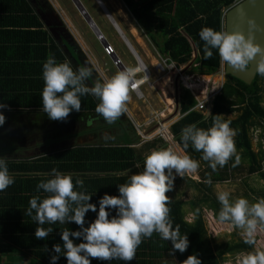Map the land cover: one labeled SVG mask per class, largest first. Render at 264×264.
Instances as JSON below:
<instances>
[{
  "label": "trees",
  "instance_id": "obj_1",
  "mask_svg": "<svg viewBox=\"0 0 264 264\" xmlns=\"http://www.w3.org/2000/svg\"><path fill=\"white\" fill-rule=\"evenodd\" d=\"M105 4V0H102ZM238 0H121L126 13L134 21L140 35L148 45L155 48L157 53L167 58L168 62H173L177 67L189 64L190 69L198 74H213L218 71L221 60L215 49L210 58L205 59L203 54L204 42L199 37L202 27H212L221 30L223 11L236 3ZM108 11L119 25L122 32L130 41L141 59L144 56L134 37L129 32V27L118 18L117 13L108 5ZM41 13L31 5L29 0H0V102H3L5 109H19L23 111H33V115H47L42 110L40 93L43 88L42 64L48 56H54L57 61L68 62L74 69L85 66L87 58L82 53L74 39L73 45L77 53L63 50L68 44L63 38L56 39L53 33L45 26L41 19ZM202 17V18H198ZM193 54L195 57L193 58ZM78 56H80L78 58ZM90 66V65H89ZM257 72L250 84L225 74L227 80L221 88V92L212 101L211 111L206 118L202 111L192 109L195 103L194 97L185 89L184 96L180 100L181 117L170 125V132L179 146L191 155V158L201 162L206 166L210 176L203 178L221 180L225 175L219 170H213L207 161L202 159V153L194 150L191 145L184 149L180 140L181 129L189 124L196 123L198 127L208 128L211 126L217 114L224 113L222 101H228V110L240 108L241 112L235 118L221 116L225 121L230 122V126L236 130L234 137L236 149L249 156L250 164L248 171L255 173L260 170V162L256 159V154L251 148L248 136L249 122L253 117L264 119V107L261 105L258 95L259 85ZM99 78L93 71V76L88 83L91 85ZM98 100L91 95L81 97L80 112H95ZM43 112L42 114L39 112ZM90 121V120H89ZM117 126L123 134H128L136 130L131 123L129 127H123V121L117 119ZM48 141H52L49 139ZM140 143V137L128 138L124 143L117 144H76L48 152H44L33 157L32 162L22 161L19 165H11L15 169L23 172H33V178L28 176H16L9 195L0 200V205L27 207L29 200L33 196H43V190H37L40 180L46 179V173H50L52 168L63 173H72L73 179L79 177L84 180V190L94 193L91 202L95 203L104 193L110 195L118 194V184L126 182L128 177L143 169L144 153L143 147L136 145ZM230 160L224 167L230 173ZM137 164L140 167H137ZM264 179V174L262 173ZM79 190V189H77ZM31 194V195H27ZM168 207L169 216L173 222V227L179 225L182 235L187 234L189 245L185 252L178 250L170 253L171 242L163 240L157 233L149 238L142 239L138 246L135 258L127 264H183V261L190 254H196L201 259L202 264H222L223 255L232 251H241L252 248V245L239 241L234 243L225 242L223 245L211 246L207 236L206 228L201 213V205L208 202V207L213 212V216L218 220V212L221 204L217 200L206 201L198 199L190 201V212L192 221L185 219L184 201L174 199L170 192ZM23 208V209H27ZM19 215L9 216L8 213L0 211V235L10 244L18 247L22 252L28 253L32 257L40 260L41 264H49L52 245L61 243V229L69 227L76 230L79 226L74 222L69 224H44L42 227L53 228V232L45 239H37L34 236L35 228L38 226L28 223L31 217L26 211ZM113 210L110 215H114ZM95 212L86 213L85 221L93 220ZM24 220L18 224L10 220ZM219 221V220H218ZM74 242L78 243L79 240ZM172 254L175 263L165 259V255ZM56 264H66V258L60 256ZM91 264H125L123 261L112 260L102 261L91 259Z\"/></svg>",
  "mask_w": 264,
  "mask_h": 264
},
{
  "label": "clouds",
  "instance_id": "obj_2",
  "mask_svg": "<svg viewBox=\"0 0 264 264\" xmlns=\"http://www.w3.org/2000/svg\"><path fill=\"white\" fill-rule=\"evenodd\" d=\"M248 24L247 35L241 31L202 27L199 37L204 42V58H210L215 49L221 62L237 70H246L250 62L256 60V71L264 76V47L255 42V21L249 19ZM90 64L91 61L74 69L68 62L57 61L54 56H48L43 62L44 83L40 97L42 110L50 120L64 121L71 112H80L84 95L98 100L95 112L109 124L127 111L130 87H135L132 82L138 69L128 67L110 77L97 78L89 85L94 71ZM5 107L0 102V109ZM4 122L5 115L0 111V126ZM235 136L236 130L230 122L217 114L208 128L198 127L196 123L183 127L180 140L184 149L191 145L216 170L233 156V166L240 163ZM198 167L199 162L190 155L172 148L152 150L144 157L142 171L132 173L126 182L117 185V195L104 193L95 203L91 202L94 193L84 190L83 179L76 177L74 180L72 173L52 168L45 174L47 178L36 186L45 195L31 197L25 211L38 225L34 232L37 239H45L53 232L51 227H42L44 224L74 222L79 226L76 230L69 227L61 229L62 244L52 245L49 264H56L61 255L66 258V264H91L92 258L108 262L119 260L127 264L135 258L142 239L151 237L153 233L171 242L170 253L177 250L183 253L189 240L187 234L180 233L179 225L173 227L166 193L173 188L176 175L184 177ZM13 183L14 176L9 172L7 162L0 157V192ZM205 183L211 184L212 181L209 178ZM216 198L221 204L219 222H227L239 229L245 243L255 246L259 232L264 230V198L255 202L245 197L231 199L227 190H218ZM113 210L115 214L110 215ZM89 211L95 212L96 216L86 224L85 217ZM183 264L202 262L198 255L190 254ZM236 264H264V248L255 247L253 251L240 253Z\"/></svg>",
  "mask_w": 264,
  "mask_h": 264
},
{
  "label": "rangeland",
  "instance_id": "obj_3",
  "mask_svg": "<svg viewBox=\"0 0 264 264\" xmlns=\"http://www.w3.org/2000/svg\"><path fill=\"white\" fill-rule=\"evenodd\" d=\"M31 1L35 9L41 13V19L45 22V26L49 28L56 39L63 38L68 45L72 44L73 47L72 39L77 42L88 62L91 61L90 66L94 68V72L99 78H107L121 71L120 67L113 61L112 53L110 55L106 53L105 48L108 49L109 46L126 68H136L139 66L134 55L127 48L96 0H80V2L102 32L108 44L107 47L98 40L72 0ZM105 2L106 4L104 2L103 4L110 6L117 13L118 18L129 27L131 35V29H136L139 37L134 36V40L138 44L141 54L144 56V59L141 60L149 72L148 80L137 90H133L130 87V99L127 103V111L118 119L123 121V127H129L128 123H133L135 130H138L140 143H144V155L160 148H172L176 152L184 154V150L179 149V144L173 138L170 141H165L160 136V134H166L167 130L170 131L172 122L177 121L181 117L179 102L184 96L185 89L181 83L177 82V72L170 67L169 63L160 62V55L155 48L148 45L137 28L134 27V21L126 13L121 0H105ZM226 10L223 11V14ZM67 55L68 57L70 56L68 52ZM94 57L97 61L94 60ZM157 63L160 66H156ZM187 65L189 64L181 65L180 69L184 68V71H193ZM219 70L213 74H205L202 77L203 80L201 79V81L205 84L201 87L199 85V89L197 88L195 91L199 98H202V95L210 98L219 94L223 84L227 80L225 74L219 73ZM139 71L141 72H137L135 78L144 76V71L141 69ZM213 77L217 78L215 86L213 84ZM207 83H209L208 87ZM258 85V95L260 96L261 105L264 107V76L259 75ZM195 104L196 100L192 106L193 108ZM221 104L228 110V101H222ZM176 106H178L177 111H175ZM211 107V104L208 103L203 110L204 114L209 110L211 111ZM240 108H234L232 111L224 110L221 116L235 118L241 112ZM174 113L176 114L173 117ZM31 114H23L21 122L18 123V125L20 124V128L14 131L11 127L12 124L6 120V133L11 137L14 136L13 134H16V139L18 136L21 138L20 143L16 142V146L21 145L22 148L21 150H16V154L19 153L22 157L70 147L80 143L110 144L118 142L108 139L120 131L116 125L117 122L109 124L96 112L83 114L70 113L64 121L50 120L47 115ZM89 120L91 122L90 125L86 123ZM248 136L251 148L256 154V159L260 162L261 167L259 171L250 173L248 171L250 164L249 156L237 150V154L240 156V163L234 167L235 156H233L229 163L230 173L227 171L224 173V167H217V170L225 175L221 180H211V184L205 183L203 178H208L206 176H210V174L206 166L201 162H199L197 170L186 173L184 177L176 175L173 188L169 192L174 199L184 201L185 219L187 221H192L193 218L189 202H195L198 199H206V201L217 200L216 192L218 190L229 191L231 199L245 197L250 202H255L259 198H264V179L261 175L262 173L264 174V119L253 117L250 120ZM49 139L52 141H48ZM185 153L190 155L187 152ZM201 213L211 246L223 245L225 242L244 241L240 230L227 222H224V224H227L229 229L217 230L216 224L213 221L216 223L221 222L214 218L213 212L208 207V202L201 205ZM255 247L264 248V230L259 232L255 246L252 245V248L246 250L225 253L223 258H220L221 262L222 264H236L237 256L240 253L253 251Z\"/></svg>",
  "mask_w": 264,
  "mask_h": 264
},
{
  "label": "crops",
  "instance_id": "obj_4",
  "mask_svg": "<svg viewBox=\"0 0 264 264\" xmlns=\"http://www.w3.org/2000/svg\"><path fill=\"white\" fill-rule=\"evenodd\" d=\"M32 7H33V3L31 0H29ZM39 4V3H38ZM41 15V14H40ZM42 16V15H41ZM223 28V18H222V23H221V30ZM133 29L136 31L135 28H132L131 29V33L133 35V37H139L138 36V33L137 31L134 33L133 32ZM67 48V51L68 52H73V53H77V49L76 48H73L72 46H66ZM64 50V49H63ZM65 51V50H64ZM66 53V51H65ZM78 54V53H77ZM68 57V55H67ZM80 56H78L79 58ZM69 59V57H68ZM94 60H96V58L94 57ZM198 75H200L201 77H198ZM198 78H201L203 77V75L201 74H197L196 75ZM205 76V75H204ZM203 80V79H202ZM200 82V87L203 86V84H205L204 82H202L201 80H199ZM208 86H209V83H207ZM195 86L197 87V85L195 84ZM217 87V86H216ZM221 92V91H220ZM219 92V93H220ZM197 98L198 95H196V92H195V100L197 102ZM200 99V98H199ZM196 105V104H195ZM211 106H212V103H211ZM180 107V105H179ZM178 109V106H176V110L177 111ZM196 110V109H195ZM0 111H2L5 115V122L2 126H0V157L4 158L8 164V169H9V172L14 176V179L16 178V176H28L29 178H33V172H23L19 169H15L13 168L11 165H19L20 162L22 161H25V162H32L33 163V157H35L36 155L38 154H32V155H29V156H20V154H16V150H21V145H18L16 146V142L20 143V136L15 137L16 134H13L14 136L11 137L10 135H8L6 133V120H8L9 123L12 124V129L13 131L17 128H20V124L18 125V123L21 122V116L23 114H28V113H32L31 115H33V111H23V110H17V109H0ZM41 114L43 112L39 111ZM86 113H90V112H86ZM173 113V112H172ZM209 113H210V110L207 111V113H205V115H208L209 116ZM80 114H83V113H80ZM176 113H174L172 116L174 117ZM168 115V114H167ZM45 116V115H43ZM170 116V114H169ZM18 118V119H16ZM167 122V121H166ZM172 122V120H171ZM174 122V121H173ZM172 122V123H173ZM88 125H90V121H87L86 122ZM131 124L133 125V123L131 122ZM16 125V126H15ZM166 125V124H165ZM168 125H170V123H168ZM134 129H135V126L133 125ZM138 130H136L137 132ZM136 132L134 134L133 131H130L129 134H128V131L127 133L123 134L122 131H119L117 132L115 135L113 136H110L111 138H108L109 140H112V141H118L117 143H124V140L128 139V138H135V135H136ZM166 135L168 136V140L170 141L171 138H173V135L172 133L167 130V132H165ZM137 135L139 136L138 132H137ZM115 136V137H114ZM167 140V141H168ZM172 140V139H171ZM117 143H110V144H117ZM81 144V143H80ZM144 143H138L136 145L137 148H139L140 146H142ZM73 146V145H72ZM170 147V146H169ZM60 149V148H59ZM179 149H181L183 151V149L179 146ZM56 150V149H55ZM52 151V150H51ZM48 152V151H46ZM44 153V152H43ZM184 154H186L184 151H183ZM41 154V153H40ZM14 184V183H13ZM12 184V185H13ZM12 185H10L9 187H7L5 190H3L2 192H0V200L2 198H5L7 196H10L9 195V192H10V189L12 187ZM27 195H31V194H27ZM23 208H27V207H23ZM21 207H16V206H8V205H0V211L4 212V213H8L9 216L11 215H14V217H16L15 214L19 215V213H21L20 211H24L25 213V210L26 209H23ZM11 214V215H10ZM2 222H6V220H2L0 221V223ZM10 222L14 223V224H18L20 222H24V220H20V222L18 221V219H14L12 218V220H10ZM28 223H33V219L30 218L28 219ZM207 233V232H206ZM208 236V235H207ZM210 240V239H209ZM166 260H170L171 262L175 263V260L173 258V255L172 254H169L168 256L165 255L164 256ZM0 264H41L40 260L35 258V257H32L31 255H29L28 253H25V252H22L21 249H19L18 247L10 244L9 242H7L1 235H0Z\"/></svg>",
  "mask_w": 264,
  "mask_h": 264
},
{
  "label": "water",
  "instance_id": "obj_5",
  "mask_svg": "<svg viewBox=\"0 0 264 264\" xmlns=\"http://www.w3.org/2000/svg\"><path fill=\"white\" fill-rule=\"evenodd\" d=\"M76 8L79 10L81 15L83 16L84 20L88 23L91 30L94 32L98 40L107 47L108 44L98 28V26L95 24L94 20L91 18L85 7L82 5L80 0H72ZM104 13L106 14L107 18L113 25L114 29L118 32L120 37L122 38L123 42L127 46V48L131 51V53L134 55L137 63L142 68L146 69V66L143 64V61L137 54L134 47L131 45L128 38L125 36V34L120 29L119 25L115 21V19L112 17L106 6L103 4L101 0H96ZM224 17V23L223 28L224 31L227 32H236L241 31L247 35L249 31V19H253L257 25V27L254 29L255 33V42L260 44L262 47H264V0H239L238 2L231 5L223 14ZM112 59L115 62L116 65L120 67L121 70H124L126 67L121 63V61L118 59V57L112 53ZM224 74H229L242 82L246 84H250L253 79L255 78L257 71H256V60H253L250 62V66L246 70H237L233 69L227 64L224 63ZM148 80V75L144 77V81ZM139 82V81H137ZM135 87L137 86V83L135 80L132 82ZM134 88V87H132Z\"/></svg>",
  "mask_w": 264,
  "mask_h": 264
},
{
  "label": "built area",
  "instance_id": "obj_6",
  "mask_svg": "<svg viewBox=\"0 0 264 264\" xmlns=\"http://www.w3.org/2000/svg\"><path fill=\"white\" fill-rule=\"evenodd\" d=\"M239 1V0H238ZM237 1V2H238ZM106 49V53L107 54H111L113 53V50L112 48L109 46V48H105ZM160 58V62H167L170 64V67L172 69H174L176 72H177V76H178V80L177 82L178 83H181V85H183L184 89L188 90L190 92V94L194 97L195 99V91L196 89L198 88V86L200 85V82L199 80H201V78H198V77H201L200 75H198V77L196 76L198 73L196 72H193V71H184V68L183 69H180V67H177L173 62H168L167 58H163L161 56H159ZM195 57V55L193 54V58ZM158 66H160V64L157 63ZM189 66V65H187ZM161 68V67H160ZM190 68V67H189ZM219 73L223 74V70H224V63L221 62L220 63V67H219ZM162 70V69H161ZM143 74H144V77L146 75H148L149 77V72L146 69L143 68ZM201 75H205V74H201ZM140 81V80H139ZM195 84L197 85V87L195 86ZM182 87V86H181ZM200 87V86H199ZM207 87H208V84H207ZM219 87V86H218ZM199 89V88H198ZM219 89V88H218ZM197 95V94H196ZM214 97H208V96H204L202 95V98H197V102H196V105L195 107L192 109H196L198 111H202V113L204 114L203 110L206 108L207 104H211L212 101H213ZM205 115V114H204ZM205 117L207 118L208 115H205ZM160 136L162 137L163 140L167 141L168 140V136L166 134H160Z\"/></svg>",
  "mask_w": 264,
  "mask_h": 264
},
{
  "label": "bare ground",
  "instance_id": "obj_7",
  "mask_svg": "<svg viewBox=\"0 0 264 264\" xmlns=\"http://www.w3.org/2000/svg\"><path fill=\"white\" fill-rule=\"evenodd\" d=\"M133 32L135 33L136 31L133 29ZM156 66H158V65H156ZM137 69H138V71L137 72H141V71H139L140 69L143 71V68L141 67V66H138V67H136ZM136 72V73H137ZM207 78H209V77H207ZM206 78V79H207ZM214 79V80H213ZM213 79H211V80H213L214 82H213V84H214V86L216 85V83H217V78H214L213 77ZM134 80H135V82L137 83V86L136 87H134V88H132L131 87V89H133V90H137L145 81H144V76L143 77H139V78H134ZM140 80V81H139ZM219 80V79H218ZM137 81H139V82H137ZM168 102H169V100H168ZM162 129V128H161ZM215 224H216V228H217V230H222V229H224V228H227V229H229L228 227V225L227 224H224V223H216L215 221H213ZM216 230V229H215Z\"/></svg>",
  "mask_w": 264,
  "mask_h": 264
},
{
  "label": "flooded vegetation",
  "instance_id": "obj_8",
  "mask_svg": "<svg viewBox=\"0 0 264 264\" xmlns=\"http://www.w3.org/2000/svg\"><path fill=\"white\" fill-rule=\"evenodd\" d=\"M69 46H72V44H69ZM72 47H73V46H72ZM66 48H67V47L65 46V47H64V50H65L66 52H68ZM73 48H74V47H73ZM68 53H69V52H68Z\"/></svg>",
  "mask_w": 264,
  "mask_h": 264
}]
</instances>
